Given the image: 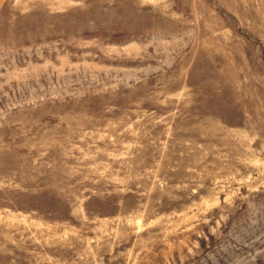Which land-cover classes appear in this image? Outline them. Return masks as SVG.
I'll list each match as a JSON object with an SVG mask.
<instances>
[{
    "label": "rangeland",
    "instance_id": "obj_1",
    "mask_svg": "<svg viewBox=\"0 0 264 264\" xmlns=\"http://www.w3.org/2000/svg\"><path fill=\"white\" fill-rule=\"evenodd\" d=\"M0 264H264V0H0Z\"/></svg>",
    "mask_w": 264,
    "mask_h": 264
}]
</instances>
